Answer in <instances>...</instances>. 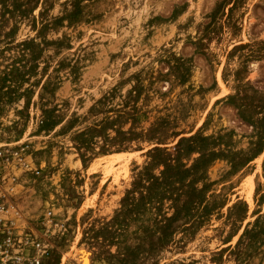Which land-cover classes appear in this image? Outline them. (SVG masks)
<instances>
[{"label":"rangeland","instance_id":"1","mask_svg":"<svg viewBox=\"0 0 264 264\" xmlns=\"http://www.w3.org/2000/svg\"><path fill=\"white\" fill-rule=\"evenodd\" d=\"M0 175L21 264H264V0H0Z\"/></svg>","mask_w":264,"mask_h":264},{"label":"built area","instance_id":"2","mask_svg":"<svg viewBox=\"0 0 264 264\" xmlns=\"http://www.w3.org/2000/svg\"><path fill=\"white\" fill-rule=\"evenodd\" d=\"M10 209L14 215H10ZM19 213L11 205L9 192L3 185L0 175V264H21V258L14 253L13 232L15 231V219ZM34 264H39V259H34Z\"/></svg>","mask_w":264,"mask_h":264},{"label":"bare ground","instance_id":"3","mask_svg":"<svg viewBox=\"0 0 264 264\" xmlns=\"http://www.w3.org/2000/svg\"><path fill=\"white\" fill-rule=\"evenodd\" d=\"M147 2V1H146ZM145 2V3H146ZM200 4V3H199ZM147 5V4H146ZM145 6V5H144ZM144 10H146V8L144 9ZM259 10V9H258ZM258 12H261V10H259ZM252 22V21H251ZM253 25V24H252ZM252 27V26H251ZM263 27V26H262ZM261 28V27H260ZM255 29H257V28H255ZM254 68V67H253ZM84 264H86V263H84Z\"/></svg>","mask_w":264,"mask_h":264}]
</instances>
